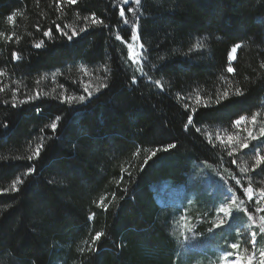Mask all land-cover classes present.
<instances>
[{"label": "trees", "instance_id": "16d2710c", "mask_svg": "<svg viewBox=\"0 0 264 264\" xmlns=\"http://www.w3.org/2000/svg\"><path fill=\"white\" fill-rule=\"evenodd\" d=\"M93 13L107 27H89L72 41L57 31L71 35ZM137 18L138 32L131 28ZM134 33L144 47L142 75L116 39L130 43ZM85 88L93 95L80 102ZM0 89V264H214V247L243 244L237 215L211 231L202 217L200 239H187L181 210L162 206L158 193L166 185L208 202L214 194L205 192L199 165L234 173L238 152L264 145L263 138L229 155L232 145L224 143L264 127V0H0ZM224 92L231 98L215 105ZM185 104L198 109L187 132ZM253 115L254 127L233 123ZM168 143L177 148L144 165ZM30 167L36 171L25 175ZM242 178L264 181V171L254 167ZM18 179L24 183L14 188ZM234 188L247 211L259 209L241 185ZM98 231L105 233L100 251L90 253ZM206 238L214 247L202 248Z\"/></svg>", "mask_w": 264, "mask_h": 264}, {"label": "rangeland", "instance_id": "374dc122", "mask_svg": "<svg viewBox=\"0 0 264 264\" xmlns=\"http://www.w3.org/2000/svg\"><path fill=\"white\" fill-rule=\"evenodd\" d=\"M136 34L138 35V33ZM128 44H132L131 49L127 48L129 50V58L140 71L141 68L143 69V52H141L140 40H131V42ZM137 61L140 62L137 63ZM230 61H234L231 59V53ZM257 121L258 120L256 119V122ZM241 124L246 128L255 126L251 118H248V120H244ZM252 132L253 135L257 136L256 140H249L246 134L243 140H249V146L255 145V143L259 142L260 140H262L263 143L264 136L260 135L259 130H254ZM237 154L239 167L235 171L233 170L234 173L226 168L216 169L207 164L199 165L200 167L197 168L196 174L198 175V178H200L202 185L205 184V192H210V194H214V197L208 202H199L195 198L194 194H185L183 189H171V191L167 190L166 185L163 186L162 191L158 193V201L162 206H166L169 208L172 207V209L181 210V212L179 213V222L181 225L180 229L182 233L186 236V238L190 240L200 239V236L203 231L200 230L199 220L202 217L207 216L209 219V225L207 226L208 231L209 229L219 230L213 228L214 222L220 215L217 210L222 204L229 203L230 198H235L236 204L239 205L240 210H235L236 206L234 205L233 216L237 215L242 216L243 218V244L241 243V239L236 241H232V239L227 240L228 246L226 249L223 250L214 247V245L212 244V238L208 241L206 238V243H204L202 248L214 247L212 249L214 250L213 253L215 254L214 264H226L225 254L228 252H238L239 256L243 258L247 255H250L253 250L256 252V260L258 261L260 251L264 250V232L261 231V228L264 227V219H261L262 217H264V211H262L264 210V196H261L260 194V188H264V181L250 179L249 182H243L242 180V177L248 175V172L254 170L255 160L257 156H264V145L258 147L254 151H248L246 153L247 155L239 152ZM243 169H247V171H244ZM228 177L230 179H228ZM237 179L240 180V184L236 183ZM201 183L199 184L201 185ZM234 185H241L242 189H244V186L251 185L254 192V203L257 207H259L257 211L252 213L250 211H243V209H246L245 204L243 200L237 198ZM232 218L229 219V222L222 228L226 229L227 226H229V224L231 223ZM253 233L256 234V243L254 245L251 242L253 239ZM232 243H238L240 245V248L238 250L231 249L230 245ZM231 259H233L232 256L227 257V261H230Z\"/></svg>", "mask_w": 264, "mask_h": 264}, {"label": "snow or ice", "instance_id": "6c2138e0", "mask_svg": "<svg viewBox=\"0 0 264 264\" xmlns=\"http://www.w3.org/2000/svg\"><path fill=\"white\" fill-rule=\"evenodd\" d=\"M67 2L69 4H75L77 3V0H67ZM133 2L139 6L140 3H141V0H133ZM123 3L125 5H127L129 3V0H123ZM129 11L133 12V14H135V10L134 9H129ZM17 15L16 11H13L8 17L7 19L8 20H14L15 16ZM119 15L120 17L123 19L125 17V12H124V9L123 8H120V11H119ZM86 21L87 20H90V24H86L84 27H81L78 31L75 30V29H72V34L69 35L68 32H65L62 28H60L59 25H56V28H57V31H59L68 41H72L74 39V37L76 36H79L81 35L82 33H86L88 30H89V27H95V26H98V25H104V21L102 19H99L95 16V13L92 14L91 17H85L84 18ZM123 24L124 25H129V21L127 19H123ZM105 27H107L106 25H104ZM131 28L132 29H135L136 32L139 31V28H140V25H139V22H138V18L137 20L135 21H132L131 22ZM131 30V29H130ZM45 36H51L52 35V30L49 29L48 31H46L44 33ZM9 39H11V37H9ZM117 40H121L122 42H125L126 43V46L131 49L132 48V44H128L126 41H123V37L121 36H117L116 37ZM131 39L133 41H136L139 39L138 35L137 34H132L131 35ZM44 46V41L41 40L39 43L35 44V47L37 49L41 48ZM198 47H204V45H197ZM241 48V45L236 43L232 46V48L230 49V53H231V59L232 60H235L236 59V54H237V51L238 49ZM144 51V47L143 45H141V52ZM17 59H19L18 55L17 54H13ZM162 59V58H161ZM140 61H137V63H139ZM141 73L143 74V69L141 68L140 69ZM228 72H234V69L229 66L228 69H227ZM137 81H136V77L133 76L132 77V83L135 84ZM155 83L159 86H161V88L163 87L161 84H160V81L157 80L155 81ZM109 85L108 84H101L99 87H97L95 89V91L97 93H99L101 91V89H104V88H108ZM3 89H0V91H2ZM93 95V92L92 91H89L87 88H85V94L84 95H80L79 96V101L80 102H85L86 100H88L89 98H91ZM235 95L236 96H243L244 95V92L241 90V89H236V92H235ZM231 97H230V94L228 92H224L222 95H218L217 98L214 100V103L215 105H221L224 101L226 100H229ZM32 99V97H29L28 98V101H25V102H29L30 100ZM68 99H71V100H74L76 99L75 97H69ZM199 97H197V102L199 103ZM4 103H8V101H4ZM204 107H208L207 104L204 105ZM184 109L186 112L188 113H191L187 116V123L184 125V131H188L189 130V126L193 124V119H194V115L195 113L198 111V109L196 108H189V106L187 104L184 105ZM39 111V109L37 110ZM246 119L245 116H240L238 119H236L235 121H233V123L235 125H240L244 120ZM256 119H257V116L256 115H253L251 117V120L253 123L256 122ZM57 121L60 120V117H57L56 118ZM57 123L54 121L50 127L53 131H55L57 129ZM4 127H7V125L5 124ZM195 131L197 133L200 132V128H195ZM259 132H260V135L261 136H264V127H261L259 129ZM247 136L249 138V140H256L257 139V136L253 135V132L251 130L248 131L247 133ZM223 139V138H221ZM249 140H243L239 143L236 142V138L233 137V136H228L227 140L224 141L225 144H228V145H232V148H231V152H229V155H232L233 153L237 152L239 149H247L249 147ZM44 147V145L41 143V144H38L36 146V149H35V153H34V156L36 158H39L41 156V149ZM74 148H77L76 145H73ZM177 148V144L176 143H168L166 145H164L163 147H158L156 148L155 150H153L150 155L145 159L144 161V165H147L148 161L152 160L154 157H157V154L158 152L160 151H164V152H169L173 149ZM78 150V149H77ZM29 160H32L33 157L32 156H29L28 157ZM233 163H235V161H233ZM255 168H260L262 171H264V156H257L256 160H255V165H254ZM244 171H247V169H243ZM36 171V169L34 167H30L28 169V171L25 173V175H30L32 173H34ZM129 177H131V173H128ZM123 179V177H121V180ZM24 181L21 180V179H18L14 182V185L13 187L15 188V185L16 184H23ZM236 183L237 184H240V180H236ZM18 190V189H16ZM125 191H127V189H125ZM243 193L246 194V196L248 197L249 200H251L253 198V195H254V192H253V188L251 187V185H249V187L247 188H244L243 189ZM260 194L261 196H264V188H260ZM100 205L101 207L104 208L105 211H107V205H104L103 203V200L100 201ZM236 206L235 210L239 211L240 208H239V205L236 204V200L235 198H230V202L229 203H226V204H222L219 208H218V213L220 214L218 216V218L216 219V221L214 222L213 224V228L215 229H220L222 228L223 226H225L228 222H229V219H231L233 217V212H234V207L233 206ZM243 211H247V209H243ZM264 211V210H262ZM92 216L94 217L95 214L93 213ZM261 219H264V217H262ZM212 229H209V231H211ZM261 231L264 232V227L261 228ZM105 235L104 232H101V231H98L96 232V234L92 237V242H91V246H89V248L87 249L88 252L92 253V252H99L100 249H99V246H98V242L101 241V238ZM255 233L252 234L253 236V239H252V244L254 245L256 243V240H255ZM120 247H123V246H120ZM230 248L233 249V250H238L240 248V245L238 243H232L230 245ZM81 253L84 252V249H81L80 250ZM228 256H232L233 259H231L230 261H227V257ZM225 260H226V264H264V250L260 251L259 253V260L257 261L256 260V252L253 250L252 253L250 255H247L243 258H241L239 256V253L238 252H228L225 254Z\"/></svg>", "mask_w": 264, "mask_h": 264}]
</instances>
